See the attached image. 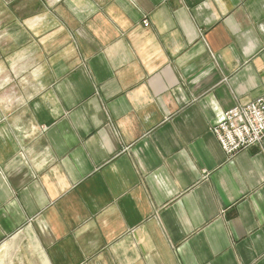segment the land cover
I'll use <instances>...</instances> for the list:
<instances>
[{
  "label": "crops",
  "instance_id": "obj_1",
  "mask_svg": "<svg viewBox=\"0 0 264 264\" xmlns=\"http://www.w3.org/2000/svg\"><path fill=\"white\" fill-rule=\"evenodd\" d=\"M264 0H0V264H264Z\"/></svg>",
  "mask_w": 264,
  "mask_h": 264
},
{
  "label": "built area",
  "instance_id": "obj_2",
  "mask_svg": "<svg viewBox=\"0 0 264 264\" xmlns=\"http://www.w3.org/2000/svg\"><path fill=\"white\" fill-rule=\"evenodd\" d=\"M213 132L229 158L261 145L264 141V97L226 112Z\"/></svg>",
  "mask_w": 264,
  "mask_h": 264
}]
</instances>
